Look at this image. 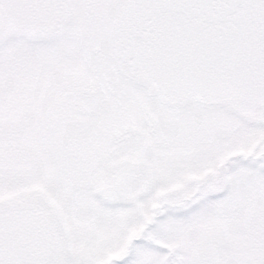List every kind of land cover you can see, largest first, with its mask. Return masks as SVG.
I'll return each mask as SVG.
<instances>
[{"label":"snow or ice","instance_id":"obj_1","mask_svg":"<svg viewBox=\"0 0 264 264\" xmlns=\"http://www.w3.org/2000/svg\"><path fill=\"white\" fill-rule=\"evenodd\" d=\"M0 264H264V0H0Z\"/></svg>","mask_w":264,"mask_h":264}]
</instances>
